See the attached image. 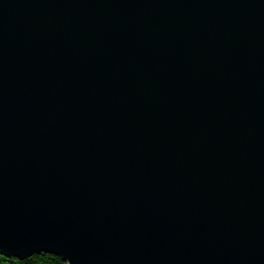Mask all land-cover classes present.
Wrapping results in <instances>:
<instances>
[{"label": "water", "instance_id": "1", "mask_svg": "<svg viewBox=\"0 0 264 264\" xmlns=\"http://www.w3.org/2000/svg\"><path fill=\"white\" fill-rule=\"evenodd\" d=\"M0 252L264 264V0H0Z\"/></svg>", "mask_w": 264, "mask_h": 264}, {"label": "snow or ice", "instance_id": "2", "mask_svg": "<svg viewBox=\"0 0 264 264\" xmlns=\"http://www.w3.org/2000/svg\"><path fill=\"white\" fill-rule=\"evenodd\" d=\"M32 255L26 254L25 256H20L17 254L3 253V254H0V264H51V262L44 260L43 258L30 259ZM36 255H39V254H36ZM54 264H64V261L58 260V261H55Z\"/></svg>", "mask_w": 264, "mask_h": 264}, {"label": "trees", "instance_id": "3", "mask_svg": "<svg viewBox=\"0 0 264 264\" xmlns=\"http://www.w3.org/2000/svg\"><path fill=\"white\" fill-rule=\"evenodd\" d=\"M39 258H43L44 260H47L49 262H51V264H54L55 261L61 260L59 257L51 255V254H46V253H40L39 255H33L30 257V259H39ZM64 264H66L64 262Z\"/></svg>", "mask_w": 264, "mask_h": 264}]
</instances>
